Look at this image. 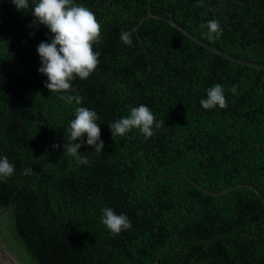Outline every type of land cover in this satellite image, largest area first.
<instances>
[{"label":"trees","instance_id":"16d2710c","mask_svg":"<svg viewBox=\"0 0 264 264\" xmlns=\"http://www.w3.org/2000/svg\"><path fill=\"white\" fill-rule=\"evenodd\" d=\"M0 0V207L13 205V235L34 264H264V75L226 64L175 31L171 19L234 58L264 65V0H73L101 24L99 63L72 90L51 93L37 47L52 33L33 9ZM219 38H208L209 20ZM170 25V24H168ZM171 26V25H170ZM173 27V26H172ZM144 28V29H143ZM132 34V44L121 32ZM216 84L226 107L203 109ZM238 86L236 93L230 89ZM60 95H79L68 104ZM147 106L150 138L109 125ZM97 113L104 149L84 137L87 164L64 150L76 107ZM59 145L60 147H55ZM32 172L25 175L26 169ZM228 191L219 195L225 190ZM206 191L217 195H211ZM129 218L114 234L102 209Z\"/></svg>","mask_w":264,"mask_h":264},{"label":"clouds","instance_id":"9594fccd","mask_svg":"<svg viewBox=\"0 0 264 264\" xmlns=\"http://www.w3.org/2000/svg\"><path fill=\"white\" fill-rule=\"evenodd\" d=\"M18 11L29 7V0H13ZM36 22L47 27L52 33L50 43L41 42L37 51L41 59V67L38 71L47 77L45 87L51 93H66L72 90L71 81L75 78L87 79L93 74L99 63V55L94 52L93 45L99 42L101 24L95 14L87 7L75 4L73 0H36L33 15ZM208 38H219L222 34L218 20H209L207 25ZM120 38L126 45L132 44V34L128 31L121 32ZM238 86H233L230 91L235 94ZM59 99L68 104L75 102L82 104L79 95H60ZM200 104L203 109L210 110L217 106L226 107L224 89L216 84L207 90V98L202 99ZM97 113L87 107L79 106L75 109V118L70 121L68 129L70 140L74 143L63 145L65 152L74 157L77 163L87 164L88 158L80 152L84 137L86 143L94 147L100 153L105 145L100 139L101 130L96 123ZM165 121L156 122V118L150 109L141 104L133 107L129 115L120 118L109 125L113 134L125 136L132 129H138L145 138L154 135L153 128H159ZM55 147L59 148V145ZM32 172L26 169L25 175ZM14 173V165L5 156L0 158V178L11 177ZM102 223L114 234L122 230L130 229L129 218L123 214H116L111 208L102 209Z\"/></svg>","mask_w":264,"mask_h":264},{"label":"water","instance_id":"95a60500","mask_svg":"<svg viewBox=\"0 0 264 264\" xmlns=\"http://www.w3.org/2000/svg\"><path fill=\"white\" fill-rule=\"evenodd\" d=\"M148 17L166 22L170 24L171 26L168 24L159 22V21H151L144 28L148 26H152V25H161V26L167 27L175 31L178 35H180L188 43L192 44L193 46L207 53L208 55L226 64L238 67L240 69H243L249 72L264 75V65L234 58L233 56L225 52H222L218 48L210 46L202 42L198 38L188 33L185 29H183L181 26H179L177 23H175L171 19H167V18L158 16V15H154L152 13H150ZM236 188H248L254 191L264 203V198L262 197L261 193L255 187L251 185H238L236 186ZM232 189L233 188L229 190H225L221 192L219 195H223ZM206 192L211 195H217L213 192H209V191H206ZM13 205L14 204H10L7 206L0 207V264H34L28 258V256L21 250V248L19 247L13 235L12 224H11V215H12Z\"/></svg>","mask_w":264,"mask_h":264}]
</instances>
